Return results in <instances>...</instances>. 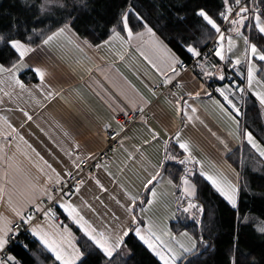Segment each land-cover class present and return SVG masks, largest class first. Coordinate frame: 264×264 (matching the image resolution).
<instances>
[{
    "label": "snow or ice",
    "instance_id": "obj_1",
    "mask_svg": "<svg viewBox=\"0 0 264 264\" xmlns=\"http://www.w3.org/2000/svg\"><path fill=\"white\" fill-rule=\"evenodd\" d=\"M89 2L90 0H21L25 11L31 13L30 19L12 23L5 26L4 30H0V85L3 86L0 87V105L6 103L5 97L14 102V98L18 99L25 94L34 96L39 93L44 100L51 101L59 95L47 82V70L33 67L30 60L37 50H46L61 38L68 39L83 51L85 48L93 47L97 50L111 48L115 43L131 45L134 40L143 41L147 36L152 47L164 54L163 61L167 65V71H161L151 60L149 63L163 77L164 86L173 84L174 78L186 69L183 67V61L157 35V30H163L165 27L159 23L160 21L174 18L182 29L176 32V43L194 58L206 79L217 78L219 81H225L227 79L225 72L230 67L235 69L241 64L246 67V75L241 74L246 81L244 86H241V83L229 82L228 85H222L214 91L218 92L230 106V118L236 125L237 135L242 137L241 142L246 141L259 157L264 159V146L258 142L253 131L247 130V127L243 130L240 128V120L244 114L234 99L238 95L243 105L246 102L245 96L254 92L255 99L261 108H264V0H219L215 7L200 3L193 6L190 2L181 3L180 0H172L171 3L161 0L159 4L152 5L153 11L157 13L156 22H152L151 14L144 13L140 0H122V3L116 5L117 10L104 20L107 38L95 46L87 39H81L76 31L85 18L95 19L88 14ZM182 12L186 15H180ZM188 14L196 18L199 27L196 25L185 27ZM49 21H52L50 27H39ZM193 28L199 35L193 33ZM90 35L95 36V33ZM208 41L212 42L210 49ZM238 47L239 55L235 51ZM208 55L217 57L223 62V67L215 72L208 71L205 65L199 63L200 59L206 61ZM123 58L121 55L120 59ZM24 69L33 71L38 77V83L26 84L20 79ZM173 86L177 85L173 84ZM201 91L211 96L203 85L200 86L199 91L187 92V99L173 94L172 103L181 121L193 119V116L189 115V110L195 113L197 109L189 103V100L199 98ZM148 103L145 101L138 107L141 116ZM107 106L115 120L116 109L111 104ZM223 107L221 105V108ZM20 111L28 121L32 120V115L22 108ZM120 112L126 120L133 114L127 105L121 107ZM0 120L13 132L16 131L7 116L0 117ZM109 128L111 124L104 125L105 130ZM149 131L151 141L145 143L157 141L159 134L151 129ZM112 133L121 137L117 143H123L127 135L123 124H119L118 129H112ZM122 133L124 135H121ZM20 139L22 140L23 137L21 136ZM173 142L177 146L176 154L174 149L169 147ZM224 146L227 148V144ZM79 149L80 145L73 142L72 150L65 153L71 161V168L66 162H61L64 163V167L60 171L36 153L43 161V165H34L37 168V175H25L24 182L28 195H20V200L17 201L14 199V194H19L16 182L19 168L12 163V157H7L5 147H0V160H4L7 164L0 176V201H4L6 197L8 208L12 213V219L0 214V264H22V261L12 254L13 247L21 243L17 239L21 235L18 230L21 227L39 242L42 254H50L47 258L52 259L53 264H93V261L95 264H127V258L131 254L128 239L133 236L142 241L162 264H200L201 257L213 250L214 245L204 236L205 230L212 231L206 223L211 220V214L209 212L206 216L205 206L199 202L197 175L205 178L214 192L223 197L234 211L237 230L232 236V246L228 249L230 255L226 256L225 264H238L236 253L240 251V228H252L255 224V231L264 236V220L243 214L240 173L233 170V179H228L222 174L206 172L203 163L192 156L189 143L182 140L179 131L163 142V155L160 161L152 166V171L144 181V191L150 194L152 200L142 199L141 194H133L125 190L124 202L116 201L123 209V219L113 213L112 218L115 223L111 225L96 223L83 214L85 208L91 212H96V209L84 200L80 193L89 181H94L95 186L101 190L107 189L101 183L99 176L85 171L83 167L93 159H98L97 154L82 155ZM196 165H199L198 171ZM91 166L101 168L99 164ZM72 168L75 172L71 170ZM173 168L176 169L175 172L172 171ZM107 175L111 176V173ZM165 181L179 193L176 197L177 208L189 214L193 223L200 229L198 234L192 235L188 231H183L177 237L168 231L165 233L168 242H165L151 227L147 231L143 229L140 213L145 211L146 203L155 201L157 197L155 189ZM244 190H247L246 182ZM73 195L80 198L79 204L72 200ZM57 205L78 228L81 236L77 237L62 222L50 223L58 219L54 211ZM41 220L44 223H41ZM23 247L27 249V245ZM244 259L248 264H264V259L259 262L252 260L250 256H245ZM240 264H243V261Z\"/></svg>",
    "mask_w": 264,
    "mask_h": 264
},
{
    "label": "crops",
    "instance_id": "obj_2",
    "mask_svg": "<svg viewBox=\"0 0 264 264\" xmlns=\"http://www.w3.org/2000/svg\"><path fill=\"white\" fill-rule=\"evenodd\" d=\"M148 41L149 37L145 36L137 45V51L133 55L147 57L148 63L151 60L161 71H167V65L163 61L164 54L157 52ZM63 42L64 40H59L46 50H37L33 53L36 61L39 62L36 67L47 70L51 79L49 84L59 95L51 101L44 100L39 93L34 96L25 94L18 99L14 98V102L5 97L6 103L0 105V117L7 116L12 128L16 130L13 132L0 120V147H5L7 157H12V163L19 168V173L16 174L19 194H14L15 200L19 201L20 195H28L24 182L25 175H37V168L34 165H43V161L36 153L60 171L64 167V163L61 162H66L71 168V161L65 153L72 150L73 142L80 145L79 153L82 155L98 154L103 149L106 139L102 126L110 123L114 129H118L119 125L116 119L113 120V113L108 108V104L116 109V116L121 113L120 108L125 105L133 111L138 110V107L147 101L149 103L145 111L150 118L136 121L125 129L127 135L123 143H119L120 145L112 150L110 165H101L100 169L94 167L90 171L100 177L101 183L107 190L95 186L94 181H89L82 188L80 196L96 209V212L83 209L86 218L107 225L115 223L112 218L113 213L123 219V209L116 201L124 202L125 190L133 194L139 193L144 199V181L152 171V166L157 164L163 155V142L177 131L181 133L182 140L189 143L192 156L203 163L206 172L222 174L228 179H233V170L238 171L230 164L226 155L242 144V137L237 135L236 125L230 118L231 109L219 93L214 91L220 85H216L214 89L209 87L204 82L205 77L201 74V69L180 72L178 93L175 96H184L187 99L186 93L199 91L201 85L211 93V96L201 91L199 98L189 100L197 111L192 113L189 110V115L193 116L191 121H181L172 103L173 95L153 90V87L163 80L156 68H154L155 80L150 82L148 71L141 69L132 59L127 60L124 57L127 51L123 55L124 58L120 59L118 50L114 48L105 47L97 50L93 47L81 51L76 47L72 52ZM103 50L106 56L109 54L107 59L102 62L95 60L97 58L95 53H101ZM134 50L132 46L129 47V54L131 55ZM235 51L237 55L240 54L239 47ZM33 61L31 58L30 62ZM85 64L90 69L82 79H79L74 69L79 70L85 67ZM203 65L212 72L223 67L222 61L214 55L204 61ZM239 68L246 75L245 66L241 64ZM37 82L38 80L25 83ZM251 95H254V92ZM37 98L38 106L35 105ZM221 105L224 107L221 108ZM21 108L32 115V120L28 121L24 117ZM128 129L131 131H127ZM149 129L158 133L159 139L145 143L151 141ZM6 167L4 160H0V176ZM196 167L198 170L199 165ZM71 170L75 172L74 168ZM109 172L111 176L107 175ZM155 191L157 192L155 201L146 203L145 211L140 213L143 220L142 227L145 231L151 227L162 240L168 242L165 233L170 231L177 237L180 234H174L170 229V222L173 221L171 218L176 217L179 211L176 202L178 192L166 181L159 184ZM147 199L152 200L150 194ZM72 200L77 204L80 203V198L76 195H73ZM58 208L67 216L61 207ZM0 214L12 219L6 197L4 201H0ZM67 219L70 222L68 217ZM61 222L63 224L64 219L60 217L50 221L53 224ZM41 223L44 221L41 220Z\"/></svg>",
    "mask_w": 264,
    "mask_h": 264
},
{
    "label": "trees",
    "instance_id": "obj_3",
    "mask_svg": "<svg viewBox=\"0 0 264 264\" xmlns=\"http://www.w3.org/2000/svg\"><path fill=\"white\" fill-rule=\"evenodd\" d=\"M160 2L161 0H140L144 13L151 14L152 22L157 21V13L153 11L152 5L154 3L159 4ZM167 2L171 3L172 0H167ZM180 2H190L193 6L196 3H200L209 7H215L216 4L219 3V0H180ZM120 3H122V0H90L88 14L95 19L88 20L85 18L76 28L80 38L87 39L93 46L97 43H101L103 39H106L104 20L109 18L112 13L117 10L116 5ZM173 11H175V9H173ZM180 15H186V13L182 12ZM30 17L31 13L25 11L21 0H0V30H4L5 26L12 23L26 21L30 19ZM58 18L59 17H57V19ZM159 23L165 25L163 30H157V35L160 39L168 45L180 60L184 62L192 61L193 58L184 52L176 43V32L180 29V26L177 25L175 19L170 18L160 21ZM51 25L52 21H49L47 24L39 25V27L47 28ZM192 25L199 27L196 18L188 14L185 27H191ZM90 33H95V36L90 35ZM193 33L199 35V33L195 32V28H193ZM60 40H64L63 44L69 51H71L69 48L73 51L76 50V47L70 43L68 39L61 38ZM210 42L211 41H208V44ZM200 69L195 68L193 70ZM20 77L26 83L36 82L38 80L36 74L30 69L22 72ZM204 82L214 89L216 85H225L227 81L220 82L216 78L209 81L204 78ZM235 100L237 105L241 108V112L244 114L240 120V128L243 130L247 127V130L253 131L258 142L264 146V132H262V130H264V108H261L254 95H249V97L245 99L246 102L243 105H241L240 100ZM224 102L227 104L226 101ZM169 147L173 148L174 154H176L177 146L174 145V142L170 143ZM226 156L230 164L240 173L243 214L256 217L257 220H264V159L260 158L258 153H256L246 141L237 146L233 151H229ZM172 171L175 172L176 169L173 168ZM196 180L199 181L197 184L199 202L205 206V215L207 216L209 212L211 214V220L206 221V223L212 228V231L209 232L205 230L204 236L205 239H208L210 243L214 245L213 250L201 257L200 264H225L226 256L230 255L228 249L232 246V236L237 230V225L234 220V211L223 197L214 192L210 183L206 181L205 178L197 175ZM174 182L178 183L179 181ZM245 182L247 183L246 191L244 190ZM148 197L149 194L145 192L144 199ZM54 210L57 216H60V218H63L64 221L68 223L77 237L81 236L78 228L73 223L68 222L67 216H65L58 207ZM180 213L183 214V212L181 210L177 212L178 220L170 222L171 231H173L174 234H179L183 231H188L192 235L198 234L200 230L199 227L193 223L192 219L187 217L181 218ZM255 227V224H253L252 228L239 229L241 233L239 241L240 251L236 253L238 264H240L241 261H243V264H248V261L244 259L245 256H250L252 260L257 262L264 259V236H261L255 231ZM17 239L21 243L13 247L12 254L16 255L17 258L22 261V264H53L52 259L47 258L50 254H42L39 242L35 241L31 233H21ZM23 245H27V249L24 248ZM128 248L131 249V254L127 258V264H162V262L147 249V246L134 236L128 239ZM93 264H95L94 261Z\"/></svg>",
    "mask_w": 264,
    "mask_h": 264
},
{
    "label": "built area",
    "instance_id": "obj_4",
    "mask_svg": "<svg viewBox=\"0 0 264 264\" xmlns=\"http://www.w3.org/2000/svg\"><path fill=\"white\" fill-rule=\"evenodd\" d=\"M211 47H212V42H210L208 44V48L210 49ZM210 56L211 55H208L206 60L209 59ZM204 61H205L204 59H200L199 63L203 64ZM222 64H223V62H222ZM183 67H184V69H186V71L193 70L195 68H201V67L197 66V62L194 60V58L190 62H184L183 61ZM181 72L183 73L185 71H181ZM242 73L243 72L241 71L239 66H237L235 69L230 67L226 71V77H227L226 81L227 82L225 85H228L229 82H237V83H241V86H244L246 84V81H244V76L241 75ZM179 83H180V79H179V76H177L173 80V84H176L177 86H173V84H169L167 86H164L162 83H158L153 87V90H154V92H158V93H166L169 95H173V94L176 95L178 93ZM249 95H251V94H249ZM249 95H246L245 99L247 97H249ZM234 99L239 100V96L237 95ZM132 113L133 114L127 120L125 119V117L122 113H118L115 116L116 122L119 124H123L125 129H127L136 121H139L141 119H147L148 120L150 118V116L148 114H146V111H144L143 116L140 115L138 110H133ZM106 124H110V123H106ZM104 125L102 126V130L105 134V139H106L105 145H104L103 149L97 154L98 159H93L89 163H86L83 165L85 171L86 170L87 171L93 170L94 167L91 165H95V164L110 165L111 152L113 149H115L116 147H118L120 145L119 143H117V141H119V136H116L114 133H112V129H114V127L111 125V128L105 130ZM56 207H58V205ZM18 230L21 233L30 234V232L24 231V229L22 227L19 228Z\"/></svg>",
    "mask_w": 264,
    "mask_h": 264
},
{
    "label": "rangeland",
    "instance_id": "obj_5",
    "mask_svg": "<svg viewBox=\"0 0 264 264\" xmlns=\"http://www.w3.org/2000/svg\"><path fill=\"white\" fill-rule=\"evenodd\" d=\"M140 43V41H133L132 42V44H131V46L135 49L132 53H131V55L129 54V52H128V49H129V47H131L130 45H122V44H119V43H115V44H113L112 45V49L114 48L115 50H118V58H120V56L122 55H124V53H125V51H127V54H126V56H124L127 60H130V59H132L136 64H138V66L141 68V69H143V70H146V71H148L149 73H150V75H149V78H148V80L150 81V82H153L154 80H155V76H154V68L152 67V65H150L148 62H147V59H145V57H143V56H140V55H138V56H134L133 55V53H136V51H137V45ZM71 51H73L71 48H69ZM102 49V48H101ZM100 49V50H101ZM105 49V48H104ZM84 51H87V49H84ZM106 53H104V50L101 52V53H95V56L97 57V58H95V60H98L99 62L101 61H103V60H105V59H107L106 57L107 56H109V54L106 56L105 55ZM32 59L34 60L33 61V63H31L30 62V64L33 66V67H36V65L39 63L38 62V60L36 61V57L34 56V54H32ZM78 61L79 62H81V60L80 59H78ZM98 62V63H99ZM246 68V67H245ZM90 68H88V65L87 64H85V67H82V68H80L79 70H77V69H74V72H75V74H77L78 75V78L79 79H82L83 77H84V75H85V73L86 72H88V70H89ZM26 70H28V69H24V70H22V72H24V71H26ZM46 79H47V82L48 83H50V81H51V79H50V76H49V73H48V76L46 77ZM38 83V82H37ZM36 102H37V104H35L36 106H38V104H39V100H38V98L36 99ZM229 108H230V106H228ZM46 115V114H45ZM262 145V144H261ZM263 146V145H262ZM180 217L181 218H184V217H187V218H190L191 219V217L189 216V214H187V213H183V214H181L180 213ZM171 220H173V221H176V220H178V218H177V215H176V217H172L171 218ZM69 222V221H68ZM71 222V221H70ZM72 223V222H71ZM64 225H66L67 224V226L70 228V226L68 225V223H66L65 221H64V223H63Z\"/></svg>",
    "mask_w": 264,
    "mask_h": 264
},
{
    "label": "bare ground",
    "instance_id": "obj_6",
    "mask_svg": "<svg viewBox=\"0 0 264 264\" xmlns=\"http://www.w3.org/2000/svg\"><path fill=\"white\" fill-rule=\"evenodd\" d=\"M200 69V68H199Z\"/></svg>",
    "mask_w": 264,
    "mask_h": 264
}]
</instances>
